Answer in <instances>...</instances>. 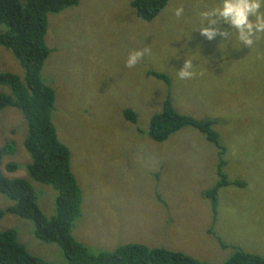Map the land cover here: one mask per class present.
Returning <instances> with one entry per match:
<instances>
[{"label": "rangeland", "instance_id": "374dc122", "mask_svg": "<svg viewBox=\"0 0 264 264\" xmlns=\"http://www.w3.org/2000/svg\"><path fill=\"white\" fill-rule=\"evenodd\" d=\"M131 1L80 0L47 17L45 41L51 52L41 76L55 91L52 123L70 151L82 192L72 236L93 254L142 244L207 264H222L236 249L264 258V38L251 49L229 46L227 59L208 65L204 58L220 55L221 38L207 41L198 31L191 33L188 47L196 51L199 46L202 56L195 61L196 75L181 80L175 70L183 61L170 53L184 43H177L181 31L193 27L195 6L212 0H169L150 23L136 17ZM179 6L185 13L178 20L173 10ZM146 48L135 68L125 66L129 51ZM149 71L168 76L170 86L148 77ZM1 72L24 76L12 54L0 47ZM1 92L9 94L6 87ZM167 94L178 113L215 122L226 148L223 172L228 181L245 184L219 189L215 216L204 193L218 181L216 148L192 128L160 144L147 137L149 120L161 111ZM126 109L136 113L135 126L123 119ZM25 135L20 112L2 110L0 146L15 144L14 154L2 160V173L28 182L50 218L56 192L27 175ZM8 163L18 169L9 173ZM11 205L0 195V209ZM8 229L34 257L66 264L56 245L34 238L31 222L7 214L0 232Z\"/></svg>", "mask_w": 264, "mask_h": 264}, {"label": "trees", "instance_id": "16d2710c", "mask_svg": "<svg viewBox=\"0 0 264 264\" xmlns=\"http://www.w3.org/2000/svg\"><path fill=\"white\" fill-rule=\"evenodd\" d=\"M80 0H0V47L8 50L23 70L20 78L10 72L0 73V87H6L9 94L0 93V112L14 108L23 116L26 135L23 142L30 163L25 166L27 175L36 183L50 186L55 192V214L46 217L37 204L32 186L21 179H9L1 170L2 160L15 152L13 141L0 146V195L12 205L0 209V220L7 214L33 224V236L45 244H54L62 252L66 264H207L183 253L163 248H149L142 244H126L113 252L91 253L86 246L72 236L75 220L80 216L82 192L71 171L70 151L57 137L52 123L56 94L41 76L45 61L50 55L46 45L48 32L47 17L75 7ZM169 0H132L130 8L136 17L146 23L152 22L164 10ZM148 77L170 86V78L164 74L149 71ZM167 94L159 113L152 115L148 124L147 137L154 143L165 142L172 134L192 128L217 150L218 181L204 193L211 202L216 215L219 189L233 185L245 187L243 182H230L223 172L226 148L219 142V134L213 129V120H197L178 113ZM123 119L131 125L137 124V115L131 109L122 113ZM139 132V130H138ZM140 133V132H139ZM9 173L18 166L8 163ZM226 248V247H223ZM0 264H46L31 255L18 242L17 232L8 229L0 232ZM222 264H264V258L236 249Z\"/></svg>", "mask_w": 264, "mask_h": 264}, {"label": "clouds", "instance_id": "9594fccd", "mask_svg": "<svg viewBox=\"0 0 264 264\" xmlns=\"http://www.w3.org/2000/svg\"><path fill=\"white\" fill-rule=\"evenodd\" d=\"M195 23L188 31H181L177 37V43L184 41L179 48L173 47L170 55L177 60H182V67L177 71L181 80H190L196 75L198 65L195 61L202 56L199 46L196 51L188 47L190 34L199 32L207 41L221 38L217 45L219 56H213L211 60L205 59L208 65L227 59V49H251L257 42L264 38V0H212L211 3H203L195 6ZM185 9L176 7L173 15L178 20L183 18ZM149 50H132L127 53L125 66L135 68ZM195 53V54H192ZM182 54V55H180Z\"/></svg>", "mask_w": 264, "mask_h": 264}]
</instances>
